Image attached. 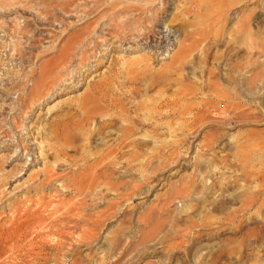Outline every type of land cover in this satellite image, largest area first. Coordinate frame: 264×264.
Segmentation results:
<instances>
[{
  "label": "rangeland",
  "instance_id": "1",
  "mask_svg": "<svg viewBox=\"0 0 264 264\" xmlns=\"http://www.w3.org/2000/svg\"><path fill=\"white\" fill-rule=\"evenodd\" d=\"M0 264H264V0H0Z\"/></svg>",
  "mask_w": 264,
  "mask_h": 264
},
{
  "label": "bare ground",
  "instance_id": "2",
  "mask_svg": "<svg viewBox=\"0 0 264 264\" xmlns=\"http://www.w3.org/2000/svg\"><path fill=\"white\" fill-rule=\"evenodd\" d=\"M151 40V39H150ZM249 87V82L246 80V79H242L241 80V82L238 84V96L239 97H241L240 96V92L242 93V94H245V93H247L248 92V90H247V88ZM109 104V103H108ZM110 105V104H109ZM108 113V112H107ZM223 113V112H222ZM188 126H189V124H188ZM90 134H92V133H90Z\"/></svg>",
  "mask_w": 264,
  "mask_h": 264
}]
</instances>
